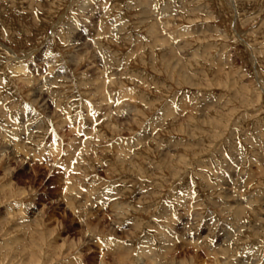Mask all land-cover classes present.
<instances>
[{
  "label": "rangeland",
  "instance_id": "1",
  "mask_svg": "<svg viewBox=\"0 0 264 264\" xmlns=\"http://www.w3.org/2000/svg\"><path fill=\"white\" fill-rule=\"evenodd\" d=\"M142 263L264 264V0H0V264Z\"/></svg>",
  "mask_w": 264,
  "mask_h": 264
},
{
  "label": "bare ground",
  "instance_id": "2",
  "mask_svg": "<svg viewBox=\"0 0 264 264\" xmlns=\"http://www.w3.org/2000/svg\"><path fill=\"white\" fill-rule=\"evenodd\" d=\"M20 72L23 70V68H19ZM22 73V72H21ZM130 114V113H129ZM170 114V113H169ZM104 120V119H103ZM87 140V139H86ZM85 144V143H84ZM125 155V154H124ZM36 156V155H35ZM70 168V167H69ZM111 212V211H110ZM142 258V257H141ZM143 264V263H142Z\"/></svg>",
  "mask_w": 264,
  "mask_h": 264
}]
</instances>
